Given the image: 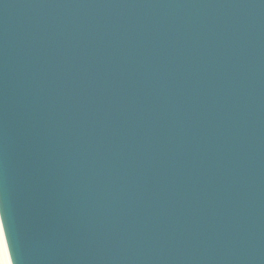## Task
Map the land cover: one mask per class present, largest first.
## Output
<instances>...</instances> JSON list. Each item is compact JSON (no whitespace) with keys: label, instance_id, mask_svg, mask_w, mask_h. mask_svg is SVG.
Segmentation results:
<instances>
[{"label":"water","instance_id":"1","mask_svg":"<svg viewBox=\"0 0 264 264\" xmlns=\"http://www.w3.org/2000/svg\"><path fill=\"white\" fill-rule=\"evenodd\" d=\"M0 220L12 264H264V0H0Z\"/></svg>","mask_w":264,"mask_h":264},{"label":"bare ground","instance_id":"2","mask_svg":"<svg viewBox=\"0 0 264 264\" xmlns=\"http://www.w3.org/2000/svg\"><path fill=\"white\" fill-rule=\"evenodd\" d=\"M1 223V220H0ZM0 260L1 264H12L5 241L3 228H0Z\"/></svg>","mask_w":264,"mask_h":264},{"label":"clouds","instance_id":"3","mask_svg":"<svg viewBox=\"0 0 264 264\" xmlns=\"http://www.w3.org/2000/svg\"><path fill=\"white\" fill-rule=\"evenodd\" d=\"M4 218H5V211H4ZM2 227H3V224L0 223V228H2Z\"/></svg>","mask_w":264,"mask_h":264},{"label":"rangeland","instance_id":"4","mask_svg":"<svg viewBox=\"0 0 264 264\" xmlns=\"http://www.w3.org/2000/svg\"><path fill=\"white\" fill-rule=\"evenodd\" d=\"M0 264H1V260H0Z\"/></svg>","mask_w":264,"mask_h":264}]
</instances>
